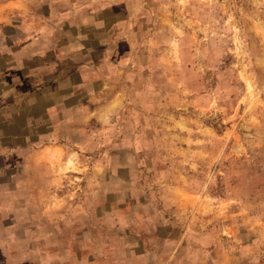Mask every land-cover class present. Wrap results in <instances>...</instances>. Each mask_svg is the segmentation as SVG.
<instances>
[{
	"label": "rangeland",
	"instance_id": "374dc122",
	"mask_svg": "<svg viewBox=\"0 0 264 264\" xmlns=\"http://www.w3.org/2000/svg\"><path fill=\"white\" fill-rule=\"evenodd\" d=\"M0 264H264V0H0Z\"/></svg>",
	"mask_w": 264,
	"mask_h": 264
},
{
	"label": "crops",
	"instance_id": "0c3cea01",
	"mask_svg": "<svg viewBox=\"0 0 264 264\" xmlns=\"http://www.w3.org/2000/svg\"><path fill=\"white\" fill-rule=\"evenodd\" d=\"M87 21H88V19H87ZM85 23H86V21H85ZM85 23H82V24H85Z\"/></svg>",
	"mask_w": 264,
	"mask_h": 264
}]
</instances>
